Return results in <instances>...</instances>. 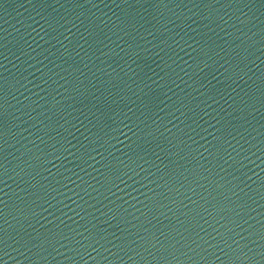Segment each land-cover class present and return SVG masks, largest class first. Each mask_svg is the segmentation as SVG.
Masks as SVG:
<instances>
[{"label":"water","instance_id":"water-1","mask_svg":"<svg viewBox=\"0 0 264 264\" xmlns=\"http://www.w3.org/2000/svg\"><path fill=\"white\" fill-rule=\"evenodd\" d=\"M0 264H264V0H0Z\"/></svg>","mask_w":264,"mask_h":264}]
</instances>
